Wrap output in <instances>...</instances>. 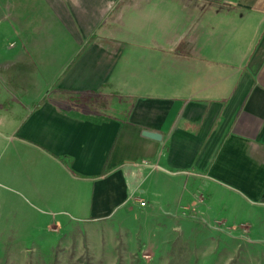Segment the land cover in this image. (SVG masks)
<instances>
[{"label": "crops", "instance_id": "1", "mask_svg": "<svg viewBox=\"0 0 264 264\" xmlns=\"http://www.w3.org/2000/svg\"><path fill=\"white\" fill-rule=\"evenodd\" d=\"M218 200L264 206V0H0V212L163 219L160 259Z\"/></svg>", "mask_w": 264, "mask_h": 264}, {"label": "rangeland", "instance_id": "2", "mask_svg": "<svg viewBox=\"0 0 264 264\" xmlns=\"http://www.w3.org/2000/svg\"><path fill=\"white\" fill-rule=\"evenodd\" d=\"M82 100L92 109L106 104L103 97ZM214 205L213 212H180L192 224L177 225L179 236L175 239L166 236L170 240L168 253L164 250L160 259L154 257V244L147 245L146 233L150 227L164 225L163 219L135 216L123 226L127 234H118L120 213L109 229L100 232L91 223L84 227L80 220L70 217L73 212H0V264H264V206L222 200ZM48 224L57 230H48ZM110 233L116 238L111 244L106 242ZM123 235L128 239L134 235L140 246L148 247L136 248L138 242H124Z\"/></svg>", "mask_w": 264, "mask_h": 264}, {"label": "water", "instance_id": "3", "mask_svg": "<svg viewBox=\"0 0 264 264\" xmlns=\"http://www.w3.org/2000/svg\"><path fill=\"white\" fill-rule=\"evenodd\" d=\"M143 135L156 141H161L162 139V135L158 132L144 130Z\"/></svg>", "mask_w": 264, "mask_h": 264}, {"label": "built area", "instance_id": "4", "mask_svg": "<svg viewBox=\"0 0 264 264\" xmlns=\"http://www.w3.org/2000/svg\"><path fill=\"white\" fill-rule=\"evenodd\" d=\"M139 203H140L142 206L144 205V202H143V201H140Z\"/></svg>", "mask_w": 264, "mask_h": 264}]
</instances>
